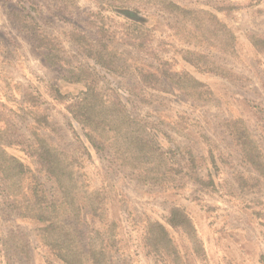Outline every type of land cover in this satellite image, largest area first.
I'll list each match as a JSON object with an SVG mask.
<instances>
[{"label":"rangeland","instance_id":"rangeland-1","mask_svg":"<svg viewBox=\"0 0 264 264\" xmlns=\"http://www.w3.org/2000/svg\"><path fill=\"white\" fill-rule=\"evenodd\" d=\"M162 1L201 17L202 13L215 17L217 25L233 34V52L221 51L224 41L219 33L217 40L198 42L194 26H182ZM115 4L146 19L149 32L144 33L148 37L142 49L133 47L130 23L111 12L103 0H74L69 6L56 0H0V130L10 125L4 144L21 150L16 154L24 157L33 153L31 122L18 110V103L33 102L58 130L57 135L48 134L51 142L75 149L83 140L81 132L70 127L65 105L51 100L49 86L63 94L78 92L80 86L66 85L61 77L70 66L86 67L103 90L118 94L129 115L168 135L183 155L191 152L195 171L205 181L196 185L186 177L183 188L174 190L140 183L108 153L96 154L89 148L90 157L80 174L89 190L98 191L108 219L117 225L119 252L112 254L113 264H165L163 258L156 260L146 252L142 234L148 222L165 224L173 206L188 215L201 247L195 253L181 230L168 229L180 264H264V180L251 186L255 173L242 160L230 128L231 121L242 120L264 160V51L249 42L250 36L264 39V0H118ZM17 6L27 8L57 40L58 67L47 64L42 52L19 33L9 17ZM217 25L212 28L217 30ZM73 32L87 35L93 45L94 40L107 44L115 70L101 69L85 58L71 41ZM196 55L202 57L198 69L184 59L195 61ZM164 63L204 84L211 99L192 102L168 85L161 91L145 88L138 70L155 72ZM210 68L214 71L205 72ZM39 179L50 192L51 183L43 176ZM49 261L51 254L36 237L34 225L1 209L0 264Z\"/></svg>","mask_w":264,"mask_h":264},{"label":"trees","instance_id":"trees-1","mask_svg":"<svg viewBox=\"0 0 264 264\" xmlns=\"http://www.w3.org/2000/svg\"><path fill=\"white\" fill-rule=\"evenodd\" d=\"M56 1L64 6L74 2ZM103 1L111 12L130 23L135 34L133 47L142 49L148 37L144 33L149 32L146 19L136 10L116 5L118 0ZM161 5L170 15L178 17L182 26H194L198 35L193 37L198 42L217 40L219 33L224 41L221 51L225 54L233 52V34L223 24L217 25L215 17L205 13L201 17V13L183 9L172 2L162 1ZM9 17L23 38L42 52L43 60L58 67L61 62L58 42L41 28L35 16L24 6H17ZM213 25L218 29H213ZM70 38L84 57L97 67L115 70L112 54L106 52L108 45L103 41L94 40L93 45L92 39L78 32H73ZM249 42L257 51H264V39L250 36ZM184 59L198 69L196 63L202 57H196L195 61ZM162 67L155 72L138 70L141 84L154 91H161L160 87L168 85L192 102L211 99L207 87L188 73L174 72L166 63ZM213 71L210 68L205 72ZM64 72L62 83L81 88L76 93L63 94L59 88L50 85L51 100L65 105L70 127L79 128L83 140L78 138V146L72 150L57 146L48 134L57 135L58 130L45 111L33 102L26 106L18 103V110L24 111L31 122L30 134L35 149L29 157L16 154L21 150L4 144L10 125L0 130V210H7L17 219L34 225L36 237L51 254L49 264H113L112 254L119 252L117 225L108 219L98 191L89 190L80 174L85 168V159L90 157L89 148L96 154L108 153L118 166L131 171L140 183L174 190L183 188L181 181L186 177V181L196 185H205V181L195 171L191 152L183 155L180 148L173 146L168 135L129 115L117 93L101 88L95 73L83 66H70ZM230 128L242 160L255 173L251 186L257 187L264 180V160L259 147L242 120L231 121ZM177 156L179 160H175ZM186 169L188 172H184ZM40 176L51 183L50 192L40 181ZM168 229L181 230L192 243L195 253L201 252L190 218L183 209L173 206L168 210L165 224L148 222L144 228L143 247L154 259L163 258L165 264H180Z\"/></svg>","mask_w":264,"mask_h":264}]
</instances>
